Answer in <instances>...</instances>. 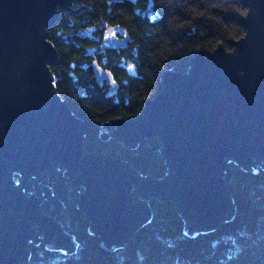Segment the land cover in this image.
Segmentation results:
<instances>
[{
	"label": "water",
	"instance_id": "water-1",
	"mask_svg": "<svg viewBox=\"0 0 264 264\" xmlns=\"http://www.w3.org/2000/svg\"><path fill=\"white\" fill-rule=\"evenodd\" d=\"M79 1L0 0V264H28L31 244L76 250L58 221L63 202L42 183L45 173L53 182L63 171L82 189L79 209L113 250L150 219L152 199L172 201L191 233L218 229L236 210L227 164L264 169V0H242L244 35L230 51L222 42L197 50L188 71L163 72L162 91L136 117L107 124L106 137L128 150L159 140L168 170L162 179L87 152L88 125L55 89L51 66L59 57L48 31L64 14L79 13Z\"/></svg>",
	"mask_w": 264,
	"mask_h": 264
},
{
	"label": "trees",
	"instance_id": "trees-1",
	"mask_svg": "<svg viewBox=\"0 0 264 264\" xmlns=\"http://www.w3.org/2000/svg\"><path fill=\"white\" fill-rule=\"evenodd\" d=\"M79 13H66L48 31L59 63L51 66L55 89L71 111L89 127L84 147L102 158L128 162L137 173L162 179L167 175L157 139L128 150L107 124L134 118L146 99L162 89L164 71H188L199 49L228 50L244 35L239 17L242 0H81ZM100 73V74H99ZM53 194L65 208L58 217L77 247L66 252L31 244L28 264H264V169L246 171L234 162L225 181L235 204L231 220L212 231L191 233L172 201L152 199L151 217L121 248L108 250L79 209L81 190L58 171ZM17 179V177H16ZM42 195V184L33 182ZM136 197H138L136 195ZM52 213L48 202L43 205Z\"/></svg>",
	"mask_w": 264,
	"mask_h": 264
},
{
	"label": "bare ground",
	"instance_id": "bare-ground-1",
	"mask_svg": "<svg viewBox=\"0 0 264 264\" xmlns=\"http://www.w3.org/2000/svg\"><path fill=\"white\" fill-rule=\"evenodd\" d=\"M231 47H232V46H231V43H230V49H231Z\"/></svg>",
	"mask_w": 264,
	"mask_h": 264
},
{
	"label": "rangeland",
	"instance_id": "rangeland-1",
	"mask_svg": "<svg viewBox=\"0 0 264 264\" xmlns=\"http://www.w3.org/2000/svg\"><path fill=\"white\" fill-rule=\"evenodd\" d=\"M239 39H240V38H239ZM236 40H237V39H236ZM217 46H218V45H217ZM230 50H231V49H230ZM230 50H229V51H230Z\"/></svg>",
	"mask_w": 264,
	"mask_h": 264
}]
</instances>
